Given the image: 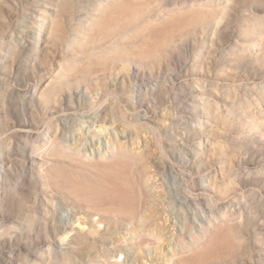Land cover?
Instances as JSON below:
<instances>
[{
	"label": "rangeland",
	"instance_id": "1",
	"mask_svg": "<svg viewBox=\"0 0 264 264\" xmlns=\"http://www.w3.org/2000/svg\"><path fill=\"white\" fill-rule=\"evenodd\" d=\"M0 264H264V0H0Z\"/></svg>",
	"mask_w": 264,
	"mask_h": 264
}]
</instances>
